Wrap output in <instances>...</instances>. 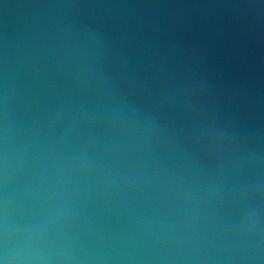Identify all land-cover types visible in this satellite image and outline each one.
<instances>
[{"label": "water", "instance_id": "obj_1", "mask_svg": "<svg viewBox=\"0 0 264 264\" xmlns=\"http://www.w3.org/2000/svg\"><path fill=\"white\" fill-rule=\"evenodd\" d=\"M0 264H264V0H0Z\"/></svg>", "mask_w": 264, "mask_h": 264}]
</instances>
